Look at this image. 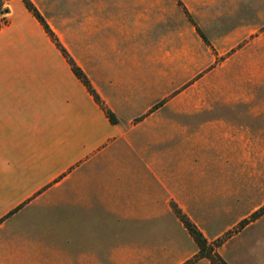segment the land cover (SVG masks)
<instances>
[{"label":"crops","instance_id":"obj_1","mask_svg":"<svg viewBox=\"0 0 264 264\" xmlns=\"http://www.w3.org/2000/svg\"><path fill=\"white\" fill-rule=\"evenodd\" d=\"M5 2L0 264H97L115 224L159 228L170 203L184 211L232 194L226 167L201 156L239 153L241 133L181 125L172 98L153 109L161 84L145 73H160L162 52L144 6H80L72 53L58 35L112 124L23 2Z\"/></svg>","mask_w":264,"mask_h":264},{"label":"rangeland","instance_id":"obj_2","mask_svg":"<svg viewBox=\"0 0 264 264\" xmlns=\"http://www.w3.org/2000/svg\"><path fill=\"white\" fill-rule=\"evenodd\" d=\"M5 1L0 2L2 13L8 10ZM30 2L71 53L73 20L80 17V6H144L152 20L153 33L148 35L155 51L162 52L160 73L157 67L145 73L147 84H161L162 100L153 109L172 98L177 114L187 116L181 125L195 132L230 128L241 133L239 153L201 156L226 167L219 180L234 183L231 195L217 198L223 201L181 204L184 211L170 203V213L155 229L151 222L145 227L115 224L108 242L99 244L107 248L98 250L97 264H211L196 259L197 247L172 205L201 232L218 263L264 264V0ZM64 19L67 25L59 26ZM8 24L7 12L0 15V30Z\"/></svg>","mask_w":264,"mask_h":264},{"label":"trees","instance_id":"obj_3","mask_svg":"<svg viewBox=\"0 0 264 264\" xmlns=\"http://www.w3.org/2000/svg\"><path fill=\"white\" fill-rule=\"evenodd\" d=\"M27 9L29 13L32 14V16L39 22V24L42 26L44 32L46 35L51 39V41L54 43L57 50L61 53V55L66 59L67 63L69 64L71 71L75 75V77L85 86L89 94L93 97L94 101L101 107V109L104 111L106 117L108 120L112 123H116V119L114 115L107 110L103 104L101 103L99 97L93 90L89 80L87 77L82 73V71L76 67L74 62L71 60V58L68 56L64 48L57 42L55 39L53 33L50 31L49 27L46 25V23L43 21L41 16L38 14V12L35 10L33 5L29 0H21ZM197 33L199 36L205 40L204 36L201 35L198 28H196ZM173 212L177 218V220L181 223L189 237L193 240L195 246L197 247V255L195 256L196 259H207L211 264H225L224 262L218 263L217 256L214 253V250L208 246L206 239L203 237L201 232L197 229V227L184 215L182 214L174 205H172ZM260 214H264V207L260 210Z\"/></svg>","mask_w":264,"mask_h":264},{"label":"built area","instance_id":"obj_4","mask_svg":"<svg viewBox=\"0 0 264 264\" xmlns=\"http://www.w3.org/2000/svg\"><path fill=\"white\" fill-rule=\"evenodd\" d=\"M3 14H6V13H4V12L2 13V11H1V12H0V15H3ZM1 25L3 26V25H5V24H1ZM1 25H0V26H1Z\"/></svg>","mask_w":264,"mask_h":264},{"label":"water","instance_id":"obj_5","mask_svg":"<svg viewBox=\"0 0 264 264\" xmlns=\"http://www.w3.org/2000/svg\"><path fill=\"white\" fill-rule=\"evenodd\" d=\"M4 13H7V12L4 11Z\"/></svg>","mask_w":264,"mask_h":264}]
</instances>
